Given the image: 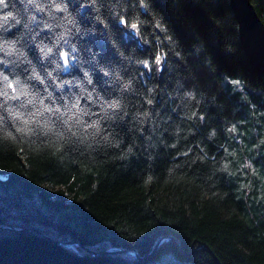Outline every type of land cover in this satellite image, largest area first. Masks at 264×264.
Masks as SVG:
<instances>
[{
    "label": "clouds",
    "instance_id": "obj_1",
    "mask_svg": "<svg viewBox=\"0 0 264 264\" xmlns=\"http://www.w3.org/2000/svg\"><path fill=\"white\" fill-rule=\"evenodd\" d=\"M166 3L0 0V154L22 158L28 171L55 165L93 177L135 161L138 189L169 207H219L229 191L264 203V108L253 99L264 101V80L229 71L215 55H243L231 0ZM189 3L207 13L206 31L185 15ZM128 33L137 43L118 39ZM90 37L106 40L110 54ZM225 84L231 104L220 98Z\"/></svg>",
    "mask_w": 264,
    "mask_h": 264
},
{
    "label": "trees",
    "instance_id": "obj_2",
    "mask_svg": "<svg viewBox=\"0 0 264 264\" xmlns=\"http://www.w3.org/2000/svg\"><path fill=\"white\" fill-rule=\"evenodd\" d=\"M251 2L264 21V0ZM155 3L167 8L166 0ZM224 8L218 3L215 10L222 14ZM228 8L233 12L231 4ZM185 15L202 31L209 27L199 5H186ZM172 24L186 43L184 27L174 19ZM118 39L125 45L137 43L130 33L127 40ZM89 42L103 55L110 54L106 40L90 37ZM215 55L229 71L243 68L252 78L264 80L250 66L244 49L235 60L218 51ZM224 89L220 98L227 96L231 104L235 97L228 95L227 84ZM253 99L264 108L258 94ZM214 123H220L219 116ZM257 163H264V156ZM140 167L135 161L127 168L112 165L97 177L55 165L35 164L28 171L22 158L0 154V176L8 177L0 182V224L17 228H0V264H264V203L253 199L255 192L236 199L229 191L219 207H197L195 200L185 201L187 208L169 207L173 202L167 198L148 202L138 189ZM222 183L225 189L235 188L234 183ZM121 249L135 250L140 258L118 252ZM244 249H254L256 255L246 257Z\"/></svg>",
    "mask_w": 264,
    "mask_h": 264
},
{
    "label": "water",
    "instance_id": "obj_3",
    "mask_svg": "<svg viewBox=\"0 0 264 264\" xmlns=\"http://www.w3.org/2000/svg\"><path fill=\"white\" fill-rule=\"evenodd\" d=\"M230 4L234 15L242 24V46L245 51L247 60L250 66L260 76L264 77V27H261L264 26V21L261 19L251 0H231ZM0 228L17 230L16 227L6 224H0ZM71 243L73 242H60V244ZM160 243L161 242L159 241L156 244L155 248H157ZM105 252L107 253L109 251ZM118 252L133 253L137 258H140V255L135 250L121 249ZM93 253L95 255H99L104 252L95 251Z\"/></svg>",
    "mask_w": 264,
    "mask_h": 264
}]
</instances>
